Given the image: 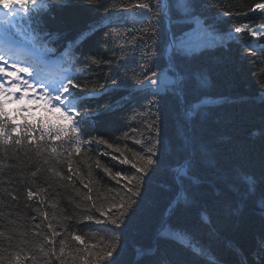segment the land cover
<instances>
[{"label":"trees","instance_id":"16d2710c","mask_svg":"<svg viewBox=\"0 0 264 264\" xmlns=\"http://www.w3.org/2000/svg\"><path fill=\"white\" fill-rule=\"evenodd\" d=\"M135 2L51 0L41 16L40 30L50 34L48 47L55 49L49 55L58 57L62 69H71L83 85L98 93L85 92L77 101L81 110L90 113L81 127L83 138L92 143L72 156L73 172L78 170L92 188L93 199L77 195V189L83 194L88 188L68 171L66 160L56 170L71 180H51L47 170L32 178L36 167L25 156L23 145L16 146L15 156L9 152L5 158L0 153V232L5 233L0 247L7 248L4 255H8L13 250L8 247L9 235L47 232L51 221L60 233L57 252L61 239L66 241V252L83 247L72 239L73 233L89 246L112 240L118 247L111 264H264V204L260 202L264 192V36L242 33L206 44L191 56L173 53L175 67L166 56L171 34L190 32L197 19L216 32H235V27L245 24L259 29L264 12L255 5L264 0H195L187 19L174 13L171 20L164 15L100 25L106 16ZM23 31H28L24 23ZM163 71L173 81L176 73L187 86L136 89L138 81ZM3 99L13 126L35 125L36 137L41 130L69 126L57 112L28 115L17 103ZM99 139L120 148L124 155L97 143ZM53 144L61 142L49 141V146ZM62 147L72 148L67 143ZM149 147H154L157 163L137 173L132 164L139 166L141 161L133 153L148 155ZM28 155L34 157V152ZM125 157L130 162L121 164ZM179 167L185 168V175L175 174ZM116 172L121 176L113 179ZM133 176L136 179L129 185ZM249 181L256 183L255 195L244 194ZM132 186L141 195L134 198L135 211H130L126 224L117 229L107 219L119 214L112 205H119L121 197L126 199ZM29 189L35 193L31 200ZM93 202L103 205L107 215L101 217L91 207ZM38 208L49 213V220ZM53 214L57 220H51ZM85 215L105 222L85 221ZM52 264L59 262L52 258Z\"/></svg>","mask_w":264,"mask_h":264},{"label":"snow or ice","instance_id":"6c2138e0","mask_svg":"<svg viewBox=\"0 0 264 264\" xmlns=\"http://www.w3.org/2000/svg\"><path fill=\"white\" fill-rule=\"evenodd\" d=\"M51 0H0V153H3L5 158L8 157L9 152L12 156L16 155V146L23 145L25 149V156L28 160L35 164L36 170L31 171L30 176L36 178L38 174L47 170L52 173L51 180L59 178L60 180H71V176L64 177L60 171H57V166L63 164L66 160L68 164V171L73 175L80 178V182L85 188H88V193L81 194L77 189V195H83L84 200L91 201L93 198L89 194L92 188L89 184H85L83 178L80 177L79 171L73 172V154L79 155L84 145L92 143L91 140L83 138V130L81 125L89 116V112L83 111L77 101L85 94L90 92L92 95H97L94 90L88 89L83 85L75 72L71 69L67 70L66 74H57L59 79L48 80L44 78L43 74L46 70L50 69L52 65L49 60L53 57L49 53H55L54 48H49L48 44L51 43L50 34L43 33L39 27V20L47 7L50 6ZM196 7L195 0H137L135 3H130L128 7L122 9L124 13L136 14L145 17L149 20L156 16L163 17L168 15L171 20L172 14L179 13L187 19L192 15V10ZM257 10L264 12V3L255 5ZM230 15V13H224ZM20 17L21 21L28 29L27 32H17L20 26L16 22V18ZM198 28L191 32H185L182 35L171 34V42L169 44V64L173 67V53L182 56H191L204 46L205 37L211 36V33L204 28L203 24L199 21ZM236 34L250 33L252 37L260 38L264 36V24L260 25L259 29H252L249 25L235 27ZM155 35V33H153ZM255 55V53H252ZM95 62V61H93ZM147 83L156 88L160 87V75L157 72H152L151 76L145 77ZM141 85L145 81H138ZM165 87L173 86L174 88L183 89L187 86V82L182 77H178L175 81H167ZM39 92L37 98L44 99L51 108H56L62 111V118L69 122L66 129L63 126H58L55 129L49 128L41 130L39 137L33 135L36 130L35 125L25 124L14 125L12 124V117L4 111L5 97H12L19 101H24L26 98H31L30 93L35 95ZM19 93V95H17ZM23 131L21 132V128ZM135 131V129H133ZM13 134H16L14 137ZM66 137V139H64ZM192 144H195L194 138H190ZM49 141H60V145L53 144L49 146ZM101 145H107L108 148L119 152L121 156L124 155L120 148L108 143L104 139L96 141ZM67 143L72 146L71 150L64 149L62 145ZM148 155L138 156L141 164L138 166L136 163L132 164L136 168L137 173H145L157 161L153 159L156 155L154 147L147 149ZM34 152V157L29 156V153ZM67 157H64V153ZM17 159H19L17 157ZM130 161L127 157L120 160L121 164H128ZM83 163L87 164V160ZM44 166H47L45 169ZM96 166L100 167L99 161H96ZM89 169L91 166H88ZM106 172L110 173V169L105 168ZM88 176H92L91 170ZM121 173L116 172L113 179L120 177ZM136 177L133 176L129 179V185ZM91 183V180H89ZM119 183V180H117ZM248 187L245 190V195H255L256 183L254 181L248 182ZM63 186V185H61ZM51 187V182H49ZM5 191H7L5 189ZM38 191L43 192V188ZM11 195V193H9ZM35 193L32 190L27 191V198L29 200ZM140 190L137 186L128 187V195L125 199L121 197L119 205L113 204L116 207L118 215L108 217L107 222L119 229L122 225L126 224L127 219L130 218L129 213L134 212L133 205L137 204L135 197L140 196ZM13 199L16 197L13 196ZM260 202L264 204V192L260 194ZM41 203L43 200L41 199ZM55 207V204H53ZM92 208L100 214L101 217L106 216L103 205L98 206L95 202L91 205ZM111 209H109L110 211ZM37 211L49 220V213L44 212L38 208ZM58 217L53 214L51 220H57ZM64 219H68L65 217ZM85 221H95L100 224L105 221L97 219L94 215H85ZM40 229V225L35 226ZM49 231H21L17 237L9 235L7 237L8 247L13 250L4 255L8 251L7 248L0 247V264H52V258L59 262V264H100L103 261H109L113 257V253L117 251V243L109 240L102 246L84 244L83 238L80 235L72 234V239L83 244V247L75 248V251L66 252V241L61 239L59 241V251L56 250V237L60 235L55 231L51 221L47 224ZM15 233L16 229H11ZM50 232V234H49ZM4 232H0V237L4 236ZM178 235V234H177ZM186 246L188 241H184ZM167 264V262H163Z\"/></svg>","mask_w":264,"mask_h":264},{"label":"rangeland","instance_id":"374dc122","mask_svg":"<svg viewBox=\"0 0 264 264\" xmlns=\"http://www.w3.org/2000/svg\"><path fill=\"white\" fill-rule=\"evenodd\" d=\"M128 18L139 20V19H143L144 17L136 15V14L124 13L123 11H120V12L114 13L112 15H108L105 18H103L101 23H100V25L101 24L110 23V22H119V21H123V20L128 19ZM197 21L201 22V20L197 19L195 21V25H194V28L192 30L198 28L199 25H198ZM203 26H204V28H206L208 30L209 33H211V36L205 37L204 45L210 44V43H214V42L225 41V40H227V39H229L231 37H235V35H237L235 32H232V31L216 32L211 27L205 26L204 24H203ZM158 74L160 75V82H161L159 88L151 86V85H149L147 83V81H145V83L143 85L140 84L139 86L136 87V89L137 90H146V89H148V90H152V91H164L165 90V86H164L165 82L173 81V78H172V76H170L165 71L160 72Z\"/></svg>","mask_w":264,"mask_h":264},{"label":"water","instance_id":"95a60500","mask_svg":"<svg viewBox=\"0 0 264 264\" xmlns=\"http://www.w3.org/2000/svg\"><path fill=\"white\" fill-rule=\"evenodd\" d=\"M167 54H169V47H168V53ZM184 173H185V169L184 168H181V167H179L176 171H175V174L177 175V174H181V175H184ZM182 194H181V192L179 193V197L181 196ZM173 206L174 205H171V209L173 208Z\"/></svg>","mask_w":264,"mask_h":264}]
</instances>
